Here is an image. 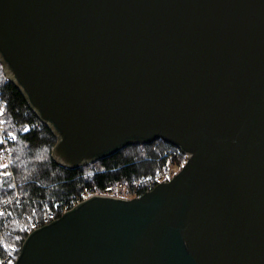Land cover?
Masks as SVG:
<instances>
[{
    "label": "water",
    "instance_id": "1",
    "mask_svg": "<svg viewBox=\"0 0 264 264\" xmlns=\"http://www.w3.org/2000/svg\"><path fill=\"white\" fill-rule=\"evenodd\" d=\"M0 62L58 165L157 138L188 158L34 231L15 264H264V0H0Z\"/></svg>",
    "mask_w": 264,
    "mask_h": 264
},
{
    "label": "trees",
    "instance_id": "2",
    "mask_svg": "<svg viewBox=\"0 0 264 264\" xmlns=\"http://www.w3.org/2000/svg\"><path fill=\"white\" fill-rule=\"evenodd\" d=\"M0 111L11 152L13 177L5 174L0 143V262L15 264L28 238L27 226L42 221L50 210L60 218L74 210L86 192L129 185L158 171L186 164L187 155L163 138L129 144L105 158L74 169L58 165L52 152L58 139L32 110L24 92L7 79L0 62ZM14 184H17L14 187Z\"/></svg>",
    "mask_w": 264,
    "mask_h": 264
},
{
    "label": "built area",
    "instance_id": "3",
    "mask_svg": "<svg viewBox=\"0 0 264 264\" xmlns=\"http://www.w3.org/2000/svg\"><path fill=\"white\" fill-rule=\"evenodd\" d=\"M1 115L2 113L0 111V117ZM12 140L13 137L6 135L5 126L0 120V143L3 145L1 157L2 165L5 167V174L13 177L11 152L7 145V142H11ZM178 172L179 171L174 172L171 168L164 169L158 171L154 176L133 183V185H129L122 182H116L114 184L109 185L105 190L102 191L90 190L83 194L82 198H80L74 204V207H77L79 204L98 195L126 200L140 197L146 192L152 191L159 184L170 181ZM16 186L17 184H14V187ZM57 219L59 218L55 215V213L49 210L42 221L32 222L29 226H27V230L29 232L28 234L30 235L39 228H42L43 226L52 223ZM0 264H12V259L9 257L6 260L1 261Z\"/></svg>",
    "mask_w": 264,
    "mask_h": 264
},
{
    "label": "rangeland",
    "instance_id": "4",
    "mask_svg": "<svg viewBox=\"0 0 264 264\" xmlns=\"http://www.w3.org/2000/svg\"><path fill=\"white\" fill-rule=\"evenodd\" d=\"M174 172H177L178 171V169L177 168H174V167H172L171 168ZM0 211L3 213V209L0 207Z\"/></svg>",
    "mask_w": 264,
    "mask_h": 264
},
{
    "label": "bare ground",
    "instance_id": "5",
    "mask_svg": "<svg viewBox=\"0 0 264 264\" xmlns=\"http://www.w3.org/2000/svg\"><path fill=\"white\" fill-rule=\"evenodd\" d=\"M0 120H1V118H0ZM1 122H2V120H1ZM3 123V122H2ZM4 125V124H3Z\"/></svg>",
    "mask_w": 264,
    "mask_h": 264
}]
</instances>
